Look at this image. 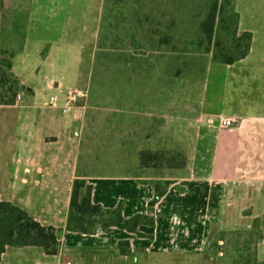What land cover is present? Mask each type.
Returning <instances> with one entry per match:
<instances>
[{"label":"crops","instance_id":"0c3cea01","mask_svg":"<svg viewBox=\"0 0 264 264\" xmlns=\"http://www.w3.org/2000/svg\"><path fill=\"white\" fill-rule=\"evenodd\" d=\"M71 1V0H70ZM67 0H31L22 49L12 58L20 91L0 116V200L28 212L42 225L62 228L56 254L39 246H7L0 264H205L218 256L231 234L234 247L254 249L252 258L228 257L222 264L264 260V0H234L238 30L251 33L248 53L232 62L210 61L201 79L175 80V92H162L160 130L187 153L184 173L164 176L126 174L129 162H106L86 176L91 201L104 208L122 204V215L148 213L154 224L139 225L143 236L115 226L94 233L66 229L71 188L76 177L84 104L37 103L42 88L59 86L60 71L87 90L97 52L100 0H86L73 28ZM71 92V91H70ZM52 95V94H51ZM55 96V95H54ZM23 97L28 103L21 104ZM56 97V96H55ZM49 98V97H48ZM76 101V103H75ZM75 103V104H74ZM72 108V118L64 113ZM229 118L228 127L210 121ZM71 121L78 122L72 130ZM168 181V183H165ZM161 191L150 207L155 186ZM232 223V225H230ZM127 239L128 254L117 243ZM262 261V260H261Z\"/></svg>","mask_w":264,"mask_h":264},{"label":"rangeland","instance_id":"374dc122","mask_svg":"<svg viewBox=\"0 0 264 264\" xmlns=\"http://www.w3.org/2000/svg\"><path fill=\"white\" fill-rule=\"evenodd\" d=\"M8 1L20 6L19 11L28 19L31 0ZM85 3L86 0H67L64 10L67 14L71 12L73 28L79 37L81 28L77 24L84 16ZM173 6L175 3L170 0H100L96 64L88 89L83 90L82 96H76L85 107L79 133L80 142H84L83 169L96 168L95 156L108 159L104 163L115 162L109 160L112 157L120 159L119 162H129L131 155L136 153L129 156L122 147L125 150L133 144L158 147L169 142L165 141L167 134L160 127L159 133L150 134L147 139V128L152 122L144 117H162V92L173 95L177 79H201L212 61L210 54L186 44L190 36L182 31L179 14ZM166 38L168 42L164 41ZM176 71L178 76L174 75ZM52 75L60 82L52 89L42 88L43 82L37 77L33 79L40 85L39 104L51 94L59 103L67 92L76 87L84 89L82 83L62 78L59 70ZM23 103H28L26 97ZM9 110L0 108V116H5ZM72 113L70 108L64 114L72 118ZM73 129H78L77 121H71L70 135ZM152 172L156 170L149 171ZM224 235L225 244L220 248L224 255L218 256L216 247L209 253L214 262H227L230 255L249 259L254 256L252 247H234L231 234ZM261 260L258 258L256 264H261ZM202 262L212 264L208 256Z\"/></svg>","mask_w":264,"mask_h":264},{"label":"trees","instance_id":"16d2710c","mask_svg":"<svg viewBox=\"0 0 264 264\" xmlns=\"http://www.w3.org/2000/svg\"><path fill=\"white\" fill-rule=\"evenodd\" d=\"M170 1L175 3L173 8L179 14L182 31L190 36L186 44L193 45L197 51L210 54L212 61L220 63H232L248 53L251 33L238 30V12L235 10L234 0ZM19 8L20 6H15L10 1L0 0V104L4 105L15 103L20 91L18 80L11 67L13 56L22 49L27 25V21H24L28 19L21 10L19 11ZM164 41L168 42L169 39L166 38ZM14 43L16 45H12ZM97 56L98 52L95 55L94 65ZM174 75L178 76V71ZM144 118L152 122H149L147 128L146 137L148 139L150 134L159 133V127L164 119L148 115ZM164 139L169 142H164L166 144L158 147L135 146L134 144L127 150L122 147L121 150L126 151L127 155L136 153L138 157L137 165L127 166L125 173L153 176L184 173L187 165L186 151L170 136L165 135ZM83 146L82 141L79 146L76 177L71 188L66 229L81 233H94L97 225L103 229L115 226L143 236L144 234L138 231V226H152L153 216L148 213H134L126 218L122 215L121 202L114 208H104L99 203L91 201L92 184L86 180V176L97 170L108 159L95 156L96 168L83 169L81 166L84 160ZM109 160L119 162L120 159L112 157ZM150 170H156V172L149 173ZM160 194L161 191L156 184L155 194L148 203L150 207ZM61 231L62 228L40 224L27 211L12 202L0 200V256L7 246L25 245L39 246L46 254H56ZM117 246L120 254L130 252L127 239L119 240Z\"/></svg>","mask_w":264,"mask_h":264},{"label":"built area","instance_id":"2783aa9c","mask_svg":"<svg viewBox=\"0 0 264 264\" xmlns=\"http://www.w3.org/2000/svg\"><path fill=\"white\" fill-rule=\"evenodd\" d=\"M83 95V92L81 91H71L68 93V100L69 102H73L74 101V97L76 96H82ZM48 102L50 104H53L56 102V97L54 95H50L49 98H48ZM210 124L212 126H219V127H228L232 124V121L231 119L229 118H218L216 121H210ZM66 264H70L69 262H66Z\"/></svg>","mask_w":264,"mask_h":264}]
</instances>
